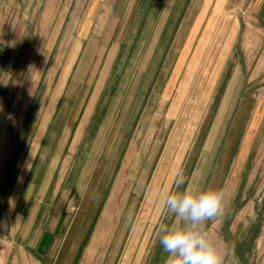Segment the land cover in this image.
Segmentation results:
<instances>
[{
  "label": "crops",
  "instance_id": "1",
  "mask_svg": "<svg viewBox=\"0 0 264 264\" xmlns=\"http://www.w3.org/2000/svg\"><path fill=\"white\" fill-rule=\"evenodd\" d=\"M113 1L105 0L103 23ZM100 2H91L77 36L69 33L67 55L77 39L82 41L81 47L55 109L45 120L36 156L29 154L23 178L18 179L31 146L19 141L14 152L11 144L1 149L3 165L8 164L0 182L1 203L7 201L26 215L16 230L11 228L13 239L4 264H96L99 253L110 264L122 249L135 215L120 264L128 263L150 224V231L142 238L146 246L137 248L133 261L166 264L168 254L159 244L160 229L181 225L180 218L165 207L166 193L178 190V178L186 181L179 190L189 188L202 146L208 155L216 153V162L206 185L193 189H210L217 168L223 166L220 162L226 159L227 167L216 189L226 195L222 186L238 174L240 169L236 168L242 164L261 116L259 109L250 107L252 96L217 88L224 83V71L235 58L232 54L242 44L237 39L240 32L264 33V0H127L119 23L112 27L115 6L113 18L98 32L96 27L103 25L96 23ZM61 19L56 15L58 26ZM65 33L47 32L35 63L34 72L44 93L58 72L55 62L63 45L51 65L50 54ZM35 34L43 36L42 32ZM166 50L169 58L162 61ZM224 53L226 60L224 57L223 63L218 61L215 66L221 69L211 98L217 108H210L208 85L205 89L204 84L203 92L201 75L210 67V54L217 60ZM84 77L90 82L88 96H84L85 90L78 93ZM220 100L226 107L220 108ZM236 101L249 103L231 109ZM158 107L165 111L166 129L163 124L158 129L155 125L152 139L146 141L143 134L149 130L144 122L151 113L153 119L161 120L162 113L155 112ZM229 112L233 113L230 125L222 145L217 146ZM15 121L14 133L19 128L25 133L29 126L20 125L17 118ZM142 150L143 162L136 159ZM134 165H139L138 169L134 170ZM69 205L77 207L71 218L66 210Z\"/></svg>",
  "mask_w": 264,
  "mask_h": 264
},
{
  "label": "rangeland",
  "instance_id": "2",
  "mask_svg": "<svg viewBox=\"0 0 264 264\" xmlns=\"http://www.w3.org/2000/svg\"><path fill=\"white\" fill-rule=\"evenodd\" d=\"M75 1L0 0V170L2 169V172L0 171V182L3 170L8 165H3L4 156H2V152L4 151H2V147L11 144L13 147L11 152H14L19 141L31 146L27 155L29 158L27 162H24L18 177V179L23 178L31 155L36 156L39 142L45 130V124H47L45 120L49 119L48 114L55 109V104L67 82L82 42L80 39H77L67 55V45L71 39L69 33L72 32L73 37H76L77 33L80 32L81 23L83 20H86L85 15L93 0H77L76 3ZM117 2L118 0L113 1V6L111 7L113 11L110 9L104 23L102 12L105 0L100 2L101 7L98 11L96 23L99 26L102 23L103 25L96 27L98 28V32H101L105 28L111 16L113 18L115 6H117V10L112 21V27L119 23L127 0H122L121 3L118 2L116 5ZM245 7H247V3L243 8L241 7L240 11L242 12ZM56 15L62 18V25H57ZM35 32H42L43 36L38 37ZM47 32L66 33L63 40L62 36L59 37L58 43L56 41L57 44L55 43L54 45L55 52L50 54L49 65L54 61L60 44L63 45V48H60V51L62 50L61 54L55 62V66L59 65L58 72L49 90L44 93V86L41 84V80L38 81L36 72H34V66L40 54L41 46L46 40ZM255 33L240 32L242 36H237V39H241L242 44L238 47V52L234 55L232 54L235 58L230 61V64H228V67L224 71V83L217 88V90L219 89L225 93L233 91L244 97L252 96L251 98L254 101L250 107L259 109L261 115L258 118L256 127L251 132L247 150L242 157V164L236 168V170L240 169L238 174L233 176V179L224 182L222 186L226 190L222 203V213L211 219L210 222L208 221L209 227L207 233L213 240L222 258L225 253L222 264H264V33ZM48 39L51 41V38ZM214 56L215 54L209 55L208 64L210 67L201 75L203 77V92H205L208 85L207 95L210 100V108L216 107V102L212 101L211 98H214L212 95L216 91V81L218 82V79L221 78L219 76L221 69H217L215 66H217L218 61L222 64L224 57L226 60L227 53L220 54L217 60ZM168 58L169 53L166 50L162 55V61H166ZM174 60H176V57ZM164 72L165 70L162 71L163 77L165 75ZM205 76H208V80L204 79ZM85 79L84 77L80 81L78 93L80 91L82 93L85 90L86 94L84 96H88L91 87L90 82ZM77 91L78 88L75 91L76 95H78ZM41 100L42 107L40 109ZM218 103L220 108L226 107L227 104L222 100L218 101ZM245 103L249 102L236 101L230 107L235 110L240 107V104L242 106ZM39 109L41 115L38 114L37 120H35L34 114ZM155 112L162 113L161 120L153 119V113L147 115L148 113L146 112L148 119L146 118L144 125L146 130H149V133L146 131L143 134V139L146 141L152 139L151 133L156 131L155 125H157L158 129V125L163 124L162 128L166 129L167 121L163 118L164 109L162 107L159 109L158 107ZM231 114L233 115V113L229 112L224 118L225 128H223L224 131L220 134L217 146H221L223 143L224 136L232 119ZM15 118H17L20 125L27 124L29 126L25 133L21 128L17 129L18 131L14 133V130L18 126ZM140 143L142 144L141 140ZM204 151L205 153L202 154ZM207 152V149L202 150V146L198 148L197 160L194 164L188 187L194 188L206 185L207 176L211 175L216 162V153L213 157L212 154L208 155ZM142 156H144L143 150L140 154L137 152L136 159L143 162L144 157L142 158ZM7 161H9V156ZM220 163H223V166L219 170L217 168L215 177L211 182V190H216L219 184H221L222 176L226 170V159H222ZM138 167L139 165H134V170L138 169ZM133 173L131 172L129 176ZM1 202L0 197V264H4V258L9 253L10 243L13 239L11 228H13V231L16 230V226L25 220L26 215L10 206L9 202ZM66 210L70 213L71 218L72 212H76L77 207L69 205L66 207ZM136 217L137 215L133 217L130 223L122 249L116 253L115 259L110 264H120L121 253L127 244L126 242L129 240L133 228L132 225ZM8 222H10V225ZM151 226L150 224L146 230L144 229L145 232H143L142 238L147 236ZM142 238L132 253L135 254L136 250L138 252V249L146 246V244L144 246L142 243ZM234 252L236 253L235 259L233 258ZM131 254L126 264H135L133 260L137 253L135 256L133 255V258ZM105 259H103L102 253H99L96 264H108L109 262Z\"/></svg>",
  "mask_w": 264,
  "mask_h": 264
},
{
  "label": "clouds",
  "instance_id": "3",
  "mask_svg": "<svg viewBox=\"0 0 264 264\" xmlns=\"http://www.w3.org/2000/svg\"><path fill=\"white\" fill-rule=\"evenodd\" d=\"M177 191L166 193L165 207L180 218L181 225L160 229L159 244L168 254L166 264H222V256L205 230V223L222 213V190L183 188L186 181L176 180Z\"/></svg>",
  "mask_w": 264,
  "mask_h": 264
},
{
  "label": "bare ground",
  "instance_id": "4",
  "mask_svg": "<svg viewBox=\"0 0 264 264\" xmlns=\"http://www.w3.org/2000/svg\"><path fill=\"white\" fill-rule=\"evenodd\" d=\"M1 141V140H0ZM152 201V200H151Z\"/></svg>",
  "mask_w": 264,
  "mask_h": 264
}]
</instances>
